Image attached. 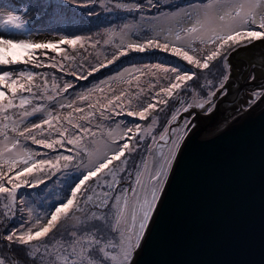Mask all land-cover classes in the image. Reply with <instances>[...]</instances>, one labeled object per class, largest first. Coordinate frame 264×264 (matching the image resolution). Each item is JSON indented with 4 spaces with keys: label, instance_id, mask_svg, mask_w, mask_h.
I'll return each mask as SVG.
<instances>
[{
    "label": "snow or ice",
    "instance_id": "6c2138e0",
    "mask_svg": "<svg viewBox=\"0 0 264 264\" xmlns=\"http://www.w3.org/2000/svg\"><path fill=\"white\" fill-rule=\"evenodd\" d=\"M37 18L82 27L37 40ZM257 48L264 0L0 4V264H140L197 166L200 114L225 109L224 129L259 112L264 168V55L234 63Z\"/></svg>",
    "mask_w": 264,
    "mask_h": 264
},
{
    "label": "water",
    "instance_id": "95a60500",
    "mask_svg": "<svg viewBox=\"0 0 264 264\" xmlns=\"http://www.w3.org/2000/svg\"><path fill=\"white\" fill-rule=\"evenodd\" d=\"M262 55L264 48H257L234 63L238 68L259 63ZM224 113L225 109L214 112L193 130L192 156L197 166L175 195L153 245L139 257L140 264L184 259L260 264L264 230L262 120L257 112L221 129Z\"/></svg>",
    "mask_w": 264,
    "mask_h": 264
},
{
    "label": "rangeland",
    "instance_id": "374dc122",
    "mask_svg": "<svg viewBox=\"0 0 264 264\" xmlns=\"http://www.w3.org/2000/svg\"><path fill=\"white\" fill-rule=\"evenodd\" d=\"M29 2H34V0H0V4H22V3H29ZM34 15V14H33ZM110 19V18H109ZM39 19H35L34 21L33 20H30L29 21V25L30 27H32L33 29H40L41 31L34 34L33 38L34 39H37V40H47L49 38L51 39H57L58 36L56 33H51L49 34V25L52 27V28H59L61 29L63 32H75V29L73 28V24H77L76 22H72V25H67L68 22H70L69 19L65 18L63 20H52V21H49V22H38ZM42 23V24H41ZM107 24H104L103 25V28L106 27ZM102 28V26H101ZM100 28V30H101ZM81 29V28H80ZM96 28L94 27V30L92 29L91 27V32L92 33H96ZM65 45H61L60 46V49H62ZM66 48H71L73 50L72 47H70L69 45H66ZM60 50H58L57 52H51V50H49V56H54L56 57L57 60L61 59V57L64 55V51L63 52H59ZM61 54V55H59ZM136 56V59H137V56H139L140 54H134ZM43 58V57H42ZM124 59L125 61L127 60V58H122ZM139 60H142V58H140ZM138 61V60H137ZM143 61V60H142ZM119 63V62H118ZM116 68V65H109L108 68H104V69H101L100 72H97V73H94L93 76L96 77V78H100L101 77V74L102 73H108L109 72V69H115ZM93 79V77H89L88 80H81L80 81V84L81 85H87L89 83V81H91ZM115 86V85H114ZM207 116L203 115V114H200L198 117H197V120H196V124H197V127L196 129H198V127L202 124V122L205 120ZM123 117H116V119H121ZM128 119H132L131 117H129ZM194 129V130H196ZM16 223H19V220H16L15 221ZM3 250L0 249V252H2ZM21 258V260H23V254H18Z\"/></svg>",
    "mask_w": 264,
    "mask_h": 264
},
{
    "label": "trees",
    "instance_id": "16d2710c",
    "mask_svg": "<svg viewBox=\"0 0 264 264\" xmlns=\"http://www.w3.org/2000/svg\"><path fill=\"white\" fill-rule=\"evenodd\" d=\"M103 18V17H102ZM70 20V22H68L67 23V25L69 24V25H72V22L74 21V20H72V19H69ZM38 22H40V20L38 21ZM75 22V21H74ZM42 24V23H41ZM102 26V28H101V32H102V30H103V25H101ZM82 26L80 25V24H73V28L75 29V32H77L78 30H80V28H81ZM92 29L94 30V26L92 27ZM97 30V29H96ZM97 32V31H96ZM93 34H95V33H93ZM94 38H96V39H99L100 37H98V36H95ZM70 47H72V46H70ZM77 48L79 47L78 45L76 46ZM73 48V47H72ZM67 50V51H69V52H71L72 51V49L71 48H66V45L59 51V52H63V50ZM64 53V52H63ZM59 55H61V54H59ZM164 56H165V54H159V59H164ZM140 58H142V60H139ZM155 59H156V57H150L147 53H145V54H140L139 56H137V60L138 61H142V62H148V61H150V60H152V61H155ZM127 61V60H126Z\"/></svg>",
    "mask_w": 264,
    "mask_h": 264
}]
</instances>
